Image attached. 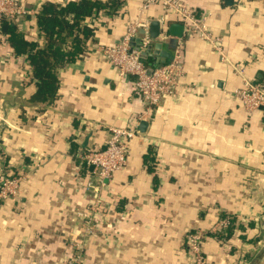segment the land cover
Instances as JSON below:
<instances>
[{
  "label": "crops",
  "instance_id": "1",
  "mask_svg": "<svg viewBox=\"0 0 264 264\" xmlns=\"http://www.w3.org/2000/svg\"><path fill=\"white\" fill-rule=\"evenodd\" d=\"M19 1L27 13L10 23L36 38L46 0ZM118 1V10L92 15L95 34L59 70L52 102L30 100L29 60L0 18V173L19 177L17 195L0 201V264H67L74 242L82 264H190L186 236L197 230L206 233L207 264H264V109L246 111L234 93L264 85V0H179L222 38L220 49L184 27L182 36L171 32L183 23L159 3ZM162 16L167 37L151 44L162 42L169 62L181 40L183 75L173 95L146 105L102 48L119 43L129 24L140 33ZM134 126L125 166L97 197L85 191L95 168H81L79 156L104 149L112 128ZM86 209L99 219L88 238L76 214Z\"/></svg>",
  "mask_w": 264,
  "mask_h": 264
},
{
  "label": "built area",
  "instance_id": "2",
  "mask_svg": "<svg viewBox=\"0 0 264 264\" xmlns=\"http://www.w3.org/2000/svg\"><path fill=\"white\" fill-rule=\"evenodd\" d=\"M161 4L167 12L177 14L183 23L184 34L191 36L199 34L200 37L208 40L217 49L222 38L213 36L207 31L206 26L196 18L194 10L180 4L179 0H144V7ZM27 10L19 0H0V18L10 22L16 21L19 17L26 15ZM161 31L159 39L167 37L168 22L165 16L160 18ZM139 24H129L127 34L115 45L104 46L102 51L117 67L118 73L129 84L146 105H156L162 98L173 95L175 89L181 84L183 65L181 58L182 42L179 40L175 46L173 57L169 62L162 65L152 66L149 74V65L141 57V50L151 44L152 38L148 26L144 27V35L141 38L140 50H131L130 39L138 31ZM129 76L131 78H129ZM235 96L240 99L246 111L252 112L264 109V85L262 83H247L245 87L235 90ZM139 134L137 126L114 127L110 130L106 147L101 150L88 151L79 156L81 168L94 166V173L85 183V191H93L97 197L100 186L106 179H110L114 173L127 163L128 150L132 140ZM0 201L16 196L18 192V177L7 173H0ZM77 217L85 224L84 236L94 233L98 226L99 219L92 214V209L76 211ZM231 219H224L221 225L228 226ZM216 232V230H214ZM206 233L200 230L188 233L186 242L190 253V264H207L206 256L203 254L202 246L205 242ZM74 242V241H73ZM67 264H82L83 252L81 246L74 242L70 255L67 257Z\"/></svg>",
  "mask_w": 264,
  "mask_h": 264
},
{
  "label": "trees",
  "instance_id": "3",
  "mask_svg": "<svg viewBox=\"0 0 264 264\" xmlns=\"http://www.w3.org/2000/svg\"><path fill=\"white\" fill-rule=\"evenodd\" d=\"M119 4L118 0H46L36 13L37 37L31 39L15 31L13 24L4 19L8 41L16 53L26 54L29 60L35 85L31 101L52 102L57 97L59 70L80 58L86 51V41L95 34V28L89 23L92 15L106 8L116 11ZM146 161L152 166L156 163L153 156ZM233 227L231 222L226 237L232 234Z\"/></svg>",
  "mask_w": 264,
  "mask_h": 264
},
{
  "label": "water",
  "instance_id": "4",
  "mask_svg": "<svg viewBox=\"0 0 264 264\" xmlns=\"http://www.w3.org/2000/svg\"><path fill=\"white\" fill-rule=\"evenodd\" d=\"M182 24H172L170 26V31L174 32L175 35L177 36H182ZM4 29H6V26H4ZM161 31V26L159 20H154L150 24L149 28V34L152 38H158L159 34ZM137 35V36H136ZM135 36L131 37L130 39V45H131V50L136 48L140 50V45H141V38L144 35V28L141 29L140 33H137ZM136 41V43H135ZM137 44V46L135 45ZM176 44V43H175ZM136 46V47H135ZM171 52L164 50L162 47V42H156L154 44H149L148 47L144 50H141V57L143 59H147L148 57H152L154 61L158 63V65H162L165 63L166 58H170ZM152 71V66L149 65L148 73L150 74ZM146 125L145 121L141 122V128L140 131H144V126ZM91 169H93V165L90 166Z\"/></svg>",
  "mask_w": 264,
  "mask_h": 264
},
{
  "label": "rangeland",
  "instance_id": "5",
  "mask_svg": "<svg viewBox=\"0 0 264 264\" xmlns=\"http://www.w3.org/2000/svg\"><path fill=\"white\" fill-rule=\"evenodd\" d=\"M13 176H15V177H18V175H13ZM12 177V176H11ZM19 178V177H18ZM0 185H1V183H0ZM11 197H13V196H11ZM10 197V198H11ZM78 211H82V210H78ZM80 223H81V226H82V230H83V232L85 231V224L82 222V221H80ZM84 238H88V237H86V236H84ZM248 261V260H247ZM248 264H251V262H248Z\"/></svg>",
  "mask_w": 264,
  "mask_h": 264
}]
</instances>
